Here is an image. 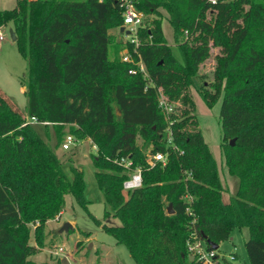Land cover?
<instances>
[{
    "label": "trees",
    "instance_id": "16d2710c",
    "mask_svg": "<svg viewBox=\"0 0 264 264\" xmlns=\"http://www.w3.org/2000/svg\"><path fill=\"white\" fill-rule=\"evenodd\" d=\"M133 1L144 14L137 37L147 76L130 72L135 64L122 54L110 58L109 30L124 23L120 0H17L12 9L0 10V25L13 23L27 60L21 77L26 111L0 89V264H41L30 257L43 246L47 222L63 213L66 194L87 210L90 202L83 170L71 164L69 176L50 137L25 124L32 116L47 122V133L54 127L57 146L66 127L97 146L95 177L110 206L105 215L120 220L102 226L137 264H206L190 258V241L196 237L210 250L207 240L220 245L243 228L249 232L248 260H220L218 247L213 264H264V0ZM162 10L177 52L164 35ZM145 15H154L146 25ZM210 41L220 47L211 88L197 82ZM126 46L138 59L135 44L128 40L121 49ZM190 86L209 107L222 99V154L228 172L238 178L227 201ZM159 87L182 103L172 115L177 149L165 141L168 119ZM150 144L166 152L165 163L149 166L144 150ZM121 157L142 167V186L127 195L128 171L115 161Z\"/></svg>",
    "mask_w": 264,
    "mask_h": 264
},
{
    "label": "rangeland",
    "instance_id": "374dc122",
    "mask_svg": "<svg viewBox=\"0 0 264 264\" xmlns=\"http://www.w3.org/2000/svg\"><path fill=\"white\" fill-rule=\"evenodd\" d=\"M17 0H0V10L12 9ZM248 6L245 5L246 9ZM164 17L162 28L168 44L177 52L174 29L162 10ZM215 12L209 10L207 17L213 23L215 21ZM154 15H145L144 25L149 23ZM12 22H6L0 25L2 39H0V89L12 100L22 111H26L27 95L25 86L21 83V77L27 71V60L19 51L16 40L13 39L11 30ZM114 39L110 45V58L116 59L122 54V44H126L132 35L121 31L120 27H113L109 30ZM210 55L200 64L197 82L200 85L205 83L211 88L213 80V71L216 66V55L220 52V47L211 45ZM196 104V116L198 125L201 127L206 141L216 159L220 179L223 185V199L227 201L231 195H234L238 186V178L228 172L221 147V123L219 118L221 98L209 107L202 98L199 90L190 86L187 90ZM179 104L180 100H177ZM182 105V103H181ZM183 108V106H182ZM38 133L48 139L56 154L58 155L64 169L72 177L70 165L73 164L83 170L86 183L85 196L90 201L88 210L79 205L71 193L66 194L65 207L63 213L56 218L49 220L46 224L44 243L39 246L38 252L30 258L41 264H65L62 258L66 255L70 264H137L132 257L126 245L118 243L115 237L108 233L103 224H119L118 217L110 214L105 215V210H110V206L105 203L104 195L98 186L93 162V155L96 154L93 142L89 138L78 140L71 144L69 149L56 145L57 135L53 126L47 128L44 124L34 123ZM190 127V126H189ZM69 127H66L64 137L68 134ZM141 144V139L138 140ZM124 193L127 192L124 191ZM93 216H92V215ZM95 218L99 219L98 222ZM70 222L72 227L68 230L60 231L61 227ZM32 230L34 225L31 226ZM249 237L246 228L242 230L235 229L230 237L221 241L218 254L220 260L247 261L248 256L245 248V241ZM34 243V238L31 239ZM62 246L64 251L58 252Z\"/></svg>",
    "mask_w": 264,
    "mask_h": 264
},
{
    "label": "built area",
    "instance_id": "2783aa9c",
    "mask_svg": "<svg viewBox=\"0 0 264 264\" xmlns=\"http://www.w3.org/2000/svg\"><path fill=\"white\" fill-rule=\"evenodd\" d=\"M211 2H216V0H211ZM120 7L122 9V14L124 18V23L122 26H125V29L130 30V34L132 35L130 41L135 44L134 52L139 55V58L136 59L130 49L126 46L122 51V59L124 61L131 62L135 64V67L130 69V72L135 73L136 71H142L146 76V68L143 60L140 57L138 52V45L139 40L137 37V31L140 25L143 22L144 14L136 8V5L133 0H120ZM2 32L0 31V39H2ZM159 91V103L162 107L164 113L166 114V118L168 119V125L165 129V141L167 146H172L173 149H177V144L174 141V131H173V124L175 123L176 119L172 117L173 114H176V106L179 105L178 101L171 100L163 91L162 87L158 88ZM26 123H41L46 124L47 122H39L37 117L32 116L27 118ZM78 139L72 134L68 133L66 137H64L62 142V147L64 149H69L71 144L77 142ZM94 149H97V146L94 145ZM154 145L150 144L145 150L146 161L149 166H154L158 161L165 163L167 161L166 152L163 151H155ZM182 152V150H181ZM116 162L123 165L125 169L128 171V178L124 181V190L129 192L137 187L142 186V167L141 166H133V160L129 157H121L115 159ZM191 176V173H189ZM188 200H191V196H187ZM189 252L198 258V260L206 263V264H213L216 257V250L210 249L208 250L203 243L202 240L194 238V241H190L188 244ZM64 249L62 246L58 248V252H63ZM68 259V256H65Z\"/></svg>",
    "mask_w": 264,
    "mask_h": 264
},
{
    "label": "water",
    "instance_id": "95a60500",
    "mask_svg": "<svg viewBox=\"0 0 264 264\" xmlns=\"http://www.w3.org/2000/svg\"><path fill=\"white\" fill-rule=\"evenodd\" d=\"M120 30H121V31H125L127 34H130V30L125 29V26H121V27H120ZM11 33H12V37H13V39L16 40V39H17V36H16V33H15L14 29L11 30ZM234 142H235V139L233 138V139L231 140V144L233 145ZM167 211H168V213H171V212L173 211L172 208H171V204L169 205ZM70 227H72V224H71L70 222H66V223L61 227L60 231L68 230ZM207 241H208V243H209L214 249H217V248L219 247V245H218L217 243H215V242H213V241H211V240H207ZM190 258H191V259H194L195 256H194V255H191ZM63 262L66 263V264H69V261H68V259H67L66 257H64Z\"/></svg>",
    "mask_w": 264,
    "mask_h": 264
},
{
    "label": "crops",
    "instance_id": "0c3cea01",
    "mask_svg": "<svg viewBox=\"0 0 264 264\" xmlns=\"http://www.w3.org/2000/svg\"><path fill=\"white\" fill-rule=\"evenodd\" d=\"M63 259H64V257L62 258V262H63ZM69 261V260H68ZM64 263V262H63ZM66 264V263H65ZM69 264H70V262H69Z\"/></svg>",
    "mask_w": 264,
    "mask_h": 264
}]
</instances>
